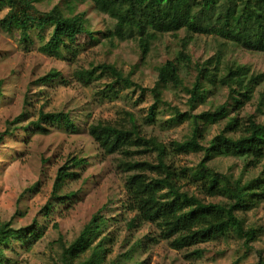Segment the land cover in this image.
<instances>
[{
  "label": "trees",
  "instance_id": "16d2710c",
  "mask_svg": "<svg viewBox=\"0 0 264 264\" xmlns=\"http://www.w3.org/2000/svg\"><path fill=\"white\" fill-rule=\"evenodd\" d=\"M38 1L0 0V11L6 10L0 28L9 34L18 32L25 48L34 43V35L40 34L38 52L49 57L65 59L66 52L77 56L79 47L98 43L86 12L77 11L78 3L89 5L111 21V26L100 30L103 41L99 45L113 50L116 42H132L141 65L146 64L161 38L176 39L179 51L175 59L156 68L154 84L147 89L152 104L144 120L153 125L162 107L171 123L185 125V132L169 145L147 133L142 121L130 112H126L127 126L98 121L89 127L98 149L107 156L116 155L117 168L126 174L124 199L116 202L122 210L111 216L104 207L77 235L68 241L52 242L58 251L52 250L50 264H145L144 249L160 241L167 242L190 263L201 260L206 245L220 240L236 241L250 250L259 241V229L252 227L247 213L264 203V120L256 115L263 114L264 91L255 96L264 74L226 60L225 55L233 46L251 53L264 52V0H65L47 11L37 7ZM218 7L216 15L208 14ZM48 29V39L43 41L41 34ZM181 32L187 35L180 38ZM196 35L217 41L218 49L212 57L192 59L188 47ZM180 64L194 70L191 81L180 76ZM137 71V65L124 72L113 63L100 62L75 69L73 77L87 86L108 76L101 91L106 99L127 96L125 90L144 93L136 79ZM68 82L56 69L38 79L35 98L29 103L25 95L24 111L8 124L4 135H13L11 125L23 115L28 119L26 130L34 132L45 126L43 132L48 134L52 131L49 128L72 123L68 112L44 111L49 98L38 105L44 100L41 95L46 93L45 87ZM216 86L226 91L224 101L218 104L210 99ZM168 89H180L187 95L183 109L167 99ZM255 97L256 114H250L246 108ZM213 129L216 133L209 138ZM174 154L192 155L196 160L182 167L176 165ZM84 161L75 157L71 166H82ZM78 176L65 166L58 170L50 197L54 201L43 208L47 222L53 203H64L72 197L60 194L65 181ZM125 212L134 216L127 219ZM121 216L126 233L116 243L119 230L109 232L107 227L113 222L118 225ZM144 225L153 229L135 237ZM47 229V224L37 220L20 228L13 227V219L0 222V264H11L8 250L19 247L30 252L43 240ZM256 264H264V259Z\"/></svg>",
  "mask_w": 264,
  "mask_h": 264
},
{
  "label": "rangeland",
  "instance_id": "374dc122",
  "mask_svg": "<svg viewBox=\"0 0 264 264\" xmlns=\"http://www.w3.org/2000/svg\"><path fill=\"white\" fill-rule=\"evenodd\" d=\"M65 0H41L37 7L43 11L50 10L55 5H61ZM77 11H85L90 20L92 30L99 40L103 41L100 30L111 21L98 15L87 4H77ZM220 8L208 12L216 15ZM6 10L0 11V19ZM15 30V29H14ZM35 31L33 33H40ZM50 29L44 30L41 36L46 41ZM186 32L179 34L180 38ZM34 43L27 48L20 42L19 33L16 31L6 33L0 28V136L4 135L8 124H11L24 111V98L28 95L29 103L37 93V80L52 69L61 72L68 84L58 83L53 87H45L46 93L42 94V105L46 102L44 111L62 110L68 112L72 123L68 126H56L48 134L43 132V127L38 132L32 131L28 126V119L24 115L15 121L11 128L13 135H4L0 143V222L13 219V227L20 228L30 225L37 220L47 224V232L43 240L37 243L30 252L25 249L15 248L8 250L7 256L11 264H50L53 251H58L52 242L59 239L68 241L77 235L80 229L90 220L93 214L104 207V212L111 216L120 214V205L116 203L125 196L126 174L117 168L116 155L103 154L89 135V127L98 121H108L127 126L129 118L126 112L138 117L147 133L157 136L167 145L172 140L179 138L185 132L184 124L170 122V115L164 108H159V114L153 125L146 124V114L152 104V97L148 88L152 87L156 78V68L166 60L175 59L179 51V44L172 36L161 38L146 59V64L139 63L138 51L134 43H118L114 49H104L101 45L91 44L78 48L75 56L66 52V58L49 57L38 52L41 45L40 34L33 36ZM231 44V43H230ZM232 45V44H231ZM233 46V45H232ZM217 41L211 37L196 35L190 42L188 51L193 60H205L212 57L217 51ZM226 60L243 66L258 74H264V52L245 51L235 46L228 47ZM110 62L124 72L133 67H138L136 79L142 83L145 92H128L127 96L103 99L101 91L107 78H100L85 86L76 82L73 77L75 69L87 68L90 63ZM180 76L186 81H191L195 75L194 70L180 64ZM264 91V79L257 86L255 96ZM226 91L215 87L210 99L215 104L222 103ZM167 99L183 109L187 95L180 89H168ZM33 96V97H32ZM256 97L247 106L246 111L255 113ZM34 100V99H33ZM29 114L32 105L27 106ZM256 114V113H255ZM259 120H264L263 114H256ZM31 130V131H30ZM211 131L209 138L215 134ZM174 149V148H169ZM175 155V163L179 166H191L196 160L194 156ZM85 159L82 166L72 167L74 158ZM69 172L78 173L77 178L66 180L60 191L61 195H72L65 201L53 203V213L48 219L44 218L45 205L50 200L56 174L62 167ZM113 207L111 210L110 207ZM122 210V209H121ZM124 217L132 218L134 215L125 212ZM252 227L259 229V241L252 245L250 250L242 248L236 241L226 243L220 240L214 244L206 245L201 260L188 262L182 255L169 247L167 242L160 241L148 244L143 252L145 264H256L260 258L264 259V203L257 210L247 213ZM118 225L110 223L107 231L116 232V243L121 240V234L126 230L122 216L117 218ZM46 221V222H45ZM117 222V221H116ZM123 227V228H122ZM153 229L144 225L135 234L139 238ZM121 232V233H120ZM116 245V244H115Z\"/></svg>",
  "mask_w": 264,
  "mask_h": 264
}]
</instances>
